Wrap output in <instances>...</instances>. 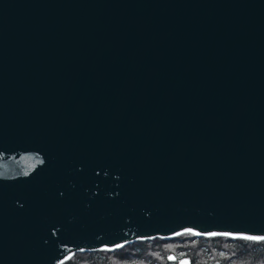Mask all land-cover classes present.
Returning a JSON list of instances; mask_svg holds the SVG:
<instances>
[{
    "label": "water",
    "instance_id": "obj_1",
    "mask_svg": "<svg viewBox=\"0 0 264 264\" xmlns=\"http://www.w3.org/2000/svg\"><path fill=\"white\" fill-rule=\"evenodd\" d=\"M185 234L264 237V0H0V264Z\"/></svg>",
    "mask_w": 264,
    "mask_h": 264
},
{
    "label": "trees",
    "instance_id": "obj_2",
    "mask_svg": "<svg viewBox=\"0 0 264 264\" xmlns=\"http://www.w3.org/2000/svg\"><path fill=\"white\" fill-rule=\"evenodd\" d=\"M165 244L175 247L173 250L168 249L174 256L186 259L191 264H264V241L229 238L198 240L191 235L179 237L170 242L155 240L145 244L137 243L113 253L77 254L65 264H110L124 263L129 260L139 261V264H173L170 262L167 251L162 248ZM150 249L162 252L160 257L162 261L158 260L160 258H154Z\"/></svg>",
    "mask_w": 264,
    "mask_h": 264
},
{
    "label": "rangeland",
    "instance_id": "obj_3",
    "mask_svg": "<svg viewBox=\"0 0 264 264\" xmlns=\"http://www.w3.org/2000/svg\"><path fill=\"white\" fill-rule=\"evenodd\" d=\"M186 235H191V234H186ZM186 235H183V236H181V237H184V236H186ZM191 236H193V235H191ZM140 243H149V242H140ZM136 244V243H135ZM135 244H133V245H135ZM164 250H166L167 251V253H168V256L170 257V255H173V253L171 252V251H168V249L169 250H173V249H175V247L174 246H168V244H165L163 247H162ZM149 252V251H148ZM103 253H105V252H103ZM150 253L153 255V257L154 258H156V259H158V258H160L161 256H162V252H159L158 250H153V249H150ZM109 255H111V253H108ZM181 256V255H180ZM158 260H161V258L160 259H158ZM162 261V260H161ZM165 261V260H164ZM163 261V262H164ZM110 264H139V261H125L124 263H118V262H114V263H110Z\"/></svg>",
    "mask_w": 264,
    "mask_h": 264
},
{
    "label": "bare ground",
    "instance_id": "obj_4",
    "mask_svg": "<svg viewBox=\"0 0 264 264\" xmlns=\"http://www.w3.org/2000/svg\"><path fill=\"white\" fill-rule=\"evenodd\" d=\"M186 235V234H185ZM183 236V235H182ZM181 237V236H180ZM179 238V237H178ZM196 238V237H195ZM211 238H227V237H211ZM175 239H177V238H175ZM175 239H173V240H175ZM196 239H209V238H196ZM173 240H170V241H173ZM237 240H243V239H237ZM162 241V240H161ZM170 241H164V242H170ZM137 244V243H136ZM129 246H131V245H129ZM129 246H127V247H129ZM126 248V247H125ZM124 249V248H123ZM122 250V249H121ZM118 251V250H117ZM101 252H104V251H101ZM116 252V251H115ZM95 253H97V252H95ZM111 253H113V252H111ZM172 260H174L173 258H171ZM182 260H186V259H182ZM188 261V260H187ZM181 261H179V263H180ZM189 262V261H188ZM67 263V262H66ZM190 263V262H189ZM191 264V263H190Z\"/></svg>",
    "mask_w": 264,
    "mask_h": 264
},
{
    "label": "flooded vegetation",
    "instance_id": "obj_5",
    "mask_svg": "<svg viewBox=\"0 0 264 264\" xmlns=\"http://www.w3.org/2000/svg\"><path fill=\"white\" fill-rule=\"evenodd\" d=\"M127 250V249H126ZM128 253V250L126 251V254ZM170 262L171 263H173V264H178L179 263V261H181L182 260V258H178V257H176V256H174V255H170ZM171 258H173L174 260H172Z\"/></svg>",
    "mask_w": 264,
    "mask_h": 264
},
{
    "label": "snow or ice",
    "instance_id": "obj_6",
    "mask_svg": "<svg viewBox=\"0 0 264 264\" xmlns=\"http://www.w3.org/2000/svg\"><path fill=\"white\" fill-rule=\"evenodd\" d=\"M243 239H248V240H254V239H262L264 240V237H252V236H248V237H242ZM186 264V262H185Z\"/></svg>",
    "mask_w": 264,
    "mask_h": 264
}]
</instances>
